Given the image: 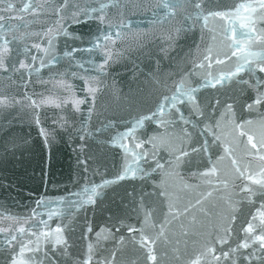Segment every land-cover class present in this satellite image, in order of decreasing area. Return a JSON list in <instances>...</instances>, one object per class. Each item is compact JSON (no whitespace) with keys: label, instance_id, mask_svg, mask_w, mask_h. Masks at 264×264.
<instances>
[{"label":"water","instance_id":"obj_1","mask_svg":"<svg viewBox=\"0 0 264 264\" xmlns=\"http://www.w3.org/2000/svg\"><path fill=\"white\" fill-rule=\"evenodd\" d=\"M38 2L42 0H4L0 4V15L4 17L0 24L7 27L21 25L20 31H25L22 25L31 20L32 16L30 12H21L20 9L25 3ZM49 2L58 6L64 0ZM67 2L71 7L64 13L65 20L61 32H67L68 35H61L55 41V51L52 55L57 58V63L41 69L39 74L43 80L50 79L53 72L66 74V81L72 86L71 92L57 88L54 94L66 99L67 103L62 107L43 105L34 109L28 107L30 101H23L0 108V228L13 226V234L18 237L17 241H12V247L9 248L4 244V240L8 239V233L0 232V264H9L11 257L19 253L21 242L27 243L29 239L35 241L36 236L31 233L39 234L41 230L48 231L57 227L65 228L68 241L66 248L53 249L50 243L42 242L41 251H25L23 259L35 260L37 264L40 261H44V264H77L83 258L86 245L83 233L88 226L93 229L90 234L93 240L102 228L109 230L117 238L121 235L130 237L127 227L141 226L140 221L143 217L132 211L135 207L134 201L139 200L141 193L153 192L158 189L161 181H166L170 186L179 185L182 178L188 184H197L199 181L193 173H198L207 166V157L193 156L191 165L185 164L179 169V177L165 176L161 170L151 171L147 177H138L134 180L129 178L109 185L103 194L96 198L97 203L94 205H88L85 209H77L74 206L78 197L72 194L80 192L85 184L89 186L100 184L102 180L114 179L119 174L124 164L123 149L108 141L116 133L124 132L126 128L131 127L134 118L150 115L155 111L163 96L172 95L181 76L192 69L191 61L197 55V45L202 51L211 33L205 30L203 34L205 38L202 39L199 26L192 27L191 22H187L185 26L186 16L192 9L179 11L176 16L169 17L166 21L153 22L159 21V17L163 15L161 9L157 16L153 17V12L157 11L155 6L160 0H116V6L109 3V0ZM204 2L206 7L213 10H227L243 0ZM101 3L109 4L102 13L99 11ZM8 4L12 5V11L7 10ZM133 4H143L145 7L119 6ZM77 8L80 10L96 8L98 11L89 17L81 14L77 17L79 22H74L70 17ZM101 14L117 27L109 30L108 23L101 25L97 18ZM121 21L126 27L120 29L122 34L117 38L116 31ZM41 24L44 26L56 24V17L51 14L43 17L41 23L33 25L32 30L40 28ZM56 26L60 27L58 24ZM257 27L264 25L258 22ZM176 28H181L182 31L174 40H168V33L172 32L175 35ZM236 28L238 32L242 31L238 24ZM101 30L103 34L110 32L112 41H103ZM12 35L9 33L7 38L11 40ZM15 35L19 36V32ZM98 37L105 47L93 49L92 52L87 51L93 48ZM72 48L78 51L73 54L74 59L70 61L64 53L71 51ZM106 52L111 54L110 57ZM219 59L224 57L221 56ZM236 59L230 57L223 65L213 63L211 71L213 74L227 71L235 64ZM105 60L107 63L101 70L99 65ZM77 61L82 66L78 67ZM28 62H31L30 57ZM36 66L39 67L38 62ZM257 76L264 78V74L257 73ZM82 77L96 78L91 81V86L99 87L95 102L91 94L85 90V79ZM248 78L249 75L241 73L236 82L226 81L224 87L217 86L215 89L201 88L197 95L201 101L215 102L219 99L221 108L231 97L236 100L235 110L238 115L246 119H258L260 115H264V108L251 113L242 110V105L254 97L253 89L239 83V80ZM28 79L26 73L23 80L19 74H0V96L22 100L26 94L29 96L36 94L35 98L39 100L40 94L48 95L52 89L51 84L39 83L35 75L26 85L24 80ZM191 79L197 83L201 81L198 75L192 76ZM197 83H193V87H196ZM73 98L84 101L79 105V111L72 107ZM89 108H93L91 113ZM208 111L212 112V109L209 107ZM184 114H188L186 107ZM215 115H219V110ZM37 119L39 124L36 122ZM85 124L91 135L81 131ZM41 129L47 133L46 136L41 135ZM163 131L154 121H145L143 127L136 130V142L146 141L149 136ZM81 135L84 136L83 140L80 138ZM127 143L130 148L134 147L131 136L128 137ZM144 147L151 150L152 145L146 144ZM156 159L164 163L169 159V154L164 148H160ZM149 166L155 168L151 159L148 163L141 164L145 170H148ZM193 195L183 193L182 204ZM217 195L214 194L212 199ZM146 199L149 201L148 207H155L153 215L159 222L162 219L159 201L154 198ZM253 199L254 206L246 203L243 210L238 213L230 247H235L238 238H242L240 229L243 223L248 214L254 212L260 205L258 197ZM37 201L44 203L38 205ZM57 208L60 214L49 217V212ZM33 210L36 215L33 214ZM194 214L197 219H202L199 213ZM41 221H45L46 224L41 225ZM21 224L28 229L23 236L15 232V227ZM116 227L120 228L118 233L115 232ZM174 231L179 232L178 226ZM199 231H203L200 225H193L192 234L186 244L182 242L176 245V237L172 232L168 233L171 243L163 238L158 240L156 249L160 264H190L197 259L200 247L193 241L200 239L195 235ZM114 243L111 238L102 240L98 250L99 256H107L113 250ZM31 247L35 248V243ZM216 247L218 250H228V247L220 245ZM250 251L251 249L241 250L236 254L238 264H261L259 259L254 258L250 261L243 259ZM137 257L138 253L134 249L126 247L118 253L117 264H122L123 261L132 264L133 261H137ZM96 259L93 258V264H96ZM138 264H143L142 258ZM222 264L225 262L222 261ZM226 264H231V260Z\"/></svg>","mask_w":264,"mask_h":264},{"label":"snow or ice","instance_id":"obj_2","mask_svg":"<svg viewBox=\"0 0 264 264\" xmlns=\"http://www.w3.org/2000/svg\"><path fill=\"white\" fill-rule=\"evenodd\" d=\"M3 2L4 0H0V4ZM109 3L116 6V0H109ZM119 6L145 7L143 4ZM69 7L71 6L67 0L58 6L50 3L49 0L25 3L20 11L30 12L32 16L31 20L22 25L25 31H20L21 25L7 27L5 24H0V74H19L23 80L26 73L29 78L24 80L26 85L34 75L39 83L52 85L49 94H40L39 100L35 98L36 94L31 96L26 94L22 100L0 96V108L10 107L23 101H30L28 107L34 109L43 105L62 107L67 103L66 99L54 94L57 88L71 92L72 86L67 83L66 74L53 72L48 80L40 79L39 74L41 69L57 63V58L52 53L55 51L56 39L61 35H68L67 32L62 33L61 28L65 20L64 13ZM107 7L109 4L101 3L99 11L102 13ZM155 7L157 11L153 12V17H156L161 9L163 15L159 17V21L153 22H163L169 17L176 16L179 11L192 9L186 16L185 26L187 22H191L192 27L199 26L202 39L205 38L203 35L205 30L211 35L207 37L206 46L202 51L197 45V55L191 61L192 69L181 76L172 95L163 96L156 105L155 111L150 115L134 118L131 127L126 128L124 132L116 133L108 141L123 149L124 164L119 174L114 179L102 180L100 184L91 186L85 184L80 192L72 194L78 197L74 206L77 209H85L88 205H94L97 203L96 198L101 196L109 185L129 178L134 180L138 177H147L151 171L161 170L164 171L165 176L179 177V169L185 164L191 165L193 156L207 157V166L202 171L193 173L199 181L197 184H188L182 178L179 185L170 186L166 181H161L158 189L141 193L139 200L134 201L135 207L132 211L143 218L139 228L127 227L130 237L121 235L117 238L109 230L102 228L93 240L90 237L93 229L88 226L83 233V239L86 241L83 258L77 264H93L94 257L97 258L96 264H117L118 253L129 246L138 253L137 261H133L132 264H138L140 258L143 259V264H160L156 249L158 240L163 238L171 243L168 233L172 232L176 237V245L182 242L186 244L192 234V227L196 224H199L203 231L195 233L200 239L193 243L199 244L200 251L197 259L190 264H222V261L226 264L229 260L231 264H238L236 254L247 249L251 251L243 257L245 261L255 258L264 264V115H260L258 119H246L237 114L236 100L231 97L221 108L219 99L215 102L201 101L197 95L201 88L224 87L226 81L236 82L239 74L245 73L249 78L239 80V83L253 89L254 97L249 98V102L242 105V110L251 113L256 109L264 108V78L257 76V73L264 74V27H257L258 22L264 25V0H243L227 10L208 8L204 0H160ZM7 10H13L11 4L7 5ZM97 11L96 8L86 10L77 8L70 18L74 22H79L77 17L81 14L89 17ZM49 14L56 17V24L60 27L56 24L47 26L41 24L40 28L32 30L34 24L41 23L42 18ZM18 18L22 19V17ZM97 18L101 25L108 23L109 30L117 27L108 22L103 14ZM3 19L4 17L0 15V20ZM237 24L242 31H237ZM124 27L126 25L121 21L116 31L117 38L121 36L120 29ZM181 31V28H176L175 35L169 32L167 39L174 40ZM16 32H19V36L15 35ZM101 32L103 34V30ZM9 33L13 34L11 40L7 38ZM103 41H112L110 32L103 34ZM101 47L105 46L98 37L93 48L87 51L92 52L93 49ZM254 48L259 50H253ZM77 51L76 48H72L71 51H66L64 56L71 61ZM106 55L110 57L111 54L106 52ZM221 56L224 59H219ZM28 57L31 58V62H28ZM230 57L237 58L235 64L227 71L213 74L211 71L213 63L223 65ZM37 62L39 67L36 66ZM76 63L78 67L82 66L79 61ZM105 63L106 60L99 65L101 70ZM197 75L201 78L198 83L191 79L192 76ZM95 79V77L85 79V90L91 94L93 102L99 92V87L91 86V81ZM193 83H197V86L193 87ZM82 103L83 100L73 98L72 107L79 111V105ZM185 107L187 115L184 114ZM209 107L212 112L208 111ZM217 110L219 115H215ZM92 111L93 108H89V113ZM148 120L154 121L157 127L164 131L149 136L146 141L136 142L137 128L143 127L144 122ZM36 122L39 124L38 119ZM81 131L91 135L86 124ZM41 135H47L44 129H41ZM130 136L134 142V147L131 148L127 143ZM208 137L211 139L209 140ZM80 138L83 140L84 136L81 135ZM146 144L152 145L151 150L145 149ZM160 148H164L169 154V159L164 163L156 159ZM214 155L215 159H213ZM149 159L155 164V168L149 166L148 170H145L141 164L148 163ZM183 193L194 195L182 204ZM214 194L218 195L212 199ZM254 197L259 198L260 205L254 212L248 214L240 229L242 238H238L235 247H230L238 213L243 210L246 203L254 206ZM146 198L159 201L162 215L159 222L153 215L155 207H148L149 201ZM42 203L44 202L37 201L38 205ZM194 213H199L202 219H197ZM33 214L36 215L35 210ZM56 214H60L58 208L50 211L49 217ZM24 223L26 224L27 220ZM40 224L45 225L46 222L41 221ZM176 226L179 228L178 233L174 231ZM12 228L13 226L0 228V232L8 233V239L4 240V244L9 248L12 247V241L18 239L17 235L13 234ZM26 231L28 229L23 224L15 227V232L21 236ZM119 231L120 228L116 227L115 232ZM31 235L36 236L35 241L29 239L27 243L21 242L19 253L11 257L9 264H37L35 260L23 259V254L25 251H41L42 242L50 243L53 249L66 248L68 244L65 228L62 227L48 231L41 230L39 234L33 232ZM109 238L115 242L113 250L107 256L101 257L98 251L101 242ZM33 243L36 245L35 248L31 247ZM217 245L228 247V250H218ZM39 264H44V261H40ZM122 264L128 262L123 261Z\"/></svg>","mask_w":264,"mask_h":264}]
</instances>
